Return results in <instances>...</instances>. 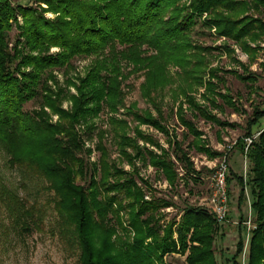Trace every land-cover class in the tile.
<instances>
[{
    "label": "trees",
    "instance_id": "trees-1",
    "mask_svg": "<svg viewBox=\"0 0 264 264\" xmlns=\"http://www.w3.org/2000/svg\"><path fill=\"white\" fill-rule=\"evenodd\" d=\"M38 1L37 7H33L0 0V147L8 155V166L16 167L26 177L44 181V187L53 194L51 202L59 216L61 230H65L64 226L74 229L81 264H159L166 252L176 250V243L171 239L173 231L177 232L180 252L185 251L187 240L191 242L187 255L189 264H218L213 246L219 223L205 208L187 207L183 209L175 230L172 229L174 220L163 229L156 211L169 204L156 199L143 201L132 179L108 183L105 179L110 174L103 171L99 180L92 176L86 186L80 185L77 178L84 175V167L77 153L82 147L74 127L86 115L97 114L102 103L112 111L121 105L122 100L118 99L121 94L118 79L121 60L131 63L133 72L145 70L150 65L155 73L153 78L158 81L165 62L183 65V57L178 59L186 50L182 33L190 26L194 15L213 14L214 17L208 20L216 25L219 34L249 48L243 38L256 41L264 34V20L250 14L251 11L264 12V0H194L190 5L192 14H173L168 19V26L163 25L166 7L179 0ZM179 9L173 11L176 13ZM45 12H51L54 17H46ZM18 15L22 24L17 21ZM14 24L18 35L9 49L8 31ZM21 42L28 51L18 47ZM144 45L155 49L158 57L140 56ZM53 46L59 50L50 53ZM105 49L109 50L108 54L104 53ZM84 54L106 57L92 63L86 75L79 79V85L67 78L66 81L72 83L80 94L75 98L73 111L60 110L61 121L52 123L43 108L24 109V104L36 96H40L46 106L56 109L65 89L56 83L52 72L62 70L64 73L72 67V57ZM241 79L250 78L241 76ZM48 80L55 81L57 91L48 86ZM142 88L145 91L146 87ZM148 99L151 100L150 95ZM152 102L158 110L154 99ZM192 107L207 119L221 124L205 107ZM134 108L132 105L128 111ZM134 116L160 131L163 129L160 120L150 116L148 109H145V115L134 113ZM261 119H264V109L256 111L249 120L246 136L254 134L253 127ZM180 120L188 133L195 137L200 135L192 122L182 117ZM118 124L121 128L125 126L121 121ZM259 132L258 140L253 141L246 152L243 140L240 145L241 153L251 164L249 176L252 178L248 188L253 198L251 209L255 224L248 241L247 264H264V124ZM145 143H153L149 135H145ZM170 144L176 152V159L183 162L187 172L198 174L178 141ZM196 145L198 150L209 153L206 147ZM166 154L163 149L162 155H158L145 147V158L147 156L150 164L163 170L167 180L174 183L177 179L175 164ZM106 160L107 154L102 148L101 164L104 167ZM233 176L242 180L240 175ZM226 181L227 184L230 182L228 175ZM110 192L114 193L109 195ZM245 197L242 186L239 205ZM125 198L133 200L126 202ZM0 201L7 206L13 222L21 224L24 230L38 226L41 220L38 207L28 205L2 181ZM127 208L131 211L126 216ZM162 229L164 233L161 235ZM236 246L232 264H239L237 258L244 249V239L240 238Z\"/></svg>",
    "mask_w": 264,
    "mask_h": 264
},
{
    "label": "rangeland",
    "instance_id": "rangeland-1",
    "mask_svg": "<svg viewBox=\"0 0 264 264\" xmlns=\"http://www.w3.org/2000/svg\"><path fill=\"white\" fill-rule=\"evenodd\" d=\"M11 1L13 4L33 7H37L39 3L38 0ZM193 1L179 0L167 6L163 20H168L173 14H192L190 5ZM42 7L45 5L42 4ZM175 8L181 9L175 13ZM44 14L48 18L54 17L51 12ZM250 14L264 20V12L251 11ZM209 17L214 15L209 16L207 12L194 15L192 23L182 33L186 50L178 59L183 57V65L165 62L159 81L153 78L155 73L150 69V65H147L145 70L133 72V65L121 60V73L118 78L121 91L118 99L122 100L121 105L117 106L116 111H112L102 103L97 114H88L75 124L74 130L82 147V151L77 155L83 160L84 167V175L78 176L77 181L86 186L92 176L99 180L103 171L110 174L105 179L108 183L130 178L139 189L143 201L156 199L169 204L156 212L161 217L160 225L163 229L168 228L174 220L172 229L175 230L183 209L187 207H203L213 213L209 205L212 178L215 170L225 162L230 179L227 184L228 214L226 221L218 225L213 247L218 264H232L238 240L244 239L245 236L240 218L247 216L248 200L252 203L253 199L248 188L252 178L249 176L251 164L247 158L245 163V154L241 153L240 145L243 140L246 152L253 141L258 140L259 130L264 124V119H261L253 127L254 134L246 136L249 120L256 111L264 109V34L256 41L243 38L249 44V48H245V45L235 39L219 34L216 25L208 20ZM165 20L163 25L168 26L170 21ZM17 21L23 23L20 15L17 16ZM8 35V48L12 49L18 35L15 24L8 31ZM19 37L20 41H23V38ZM18 47L28 51L22 42ZM58 50L53 46L49 52ZM104 53L108 54L109 50L105 49ZM97 55L74 56L71 59V68H67L64 73L62 70L52 72L56 83L65 89L56 109L43 104L40 96L26 102L24 109L41 107L50 122L59 123L60 110L73 111L75 98L80 96L73 84L66 81L67 78L79 85V79L86 75L92 63L96 59L106 57ZM139 55L145 58L158 57L155 49L145 45L141 46ZM154 68H157L156 64ZM241 76L250 79L242 80ZM47 84L57 91L54 80H48ZM142 86L146 87L145 91ZM149 95L151 100L148 99ZM153 99L159 106L158 110L154 108ZM132 105L134 110L128 111ZM194 105L205 107L221 124L207 119L192 107ZM145 109L149 110L150 116L160 120L163 126L161 131L135 118L134 113L145 115ZM180 117L192 122L200 135L195 137L188 133ZM117 120L125 123V126L118 127ZM145 135H149L154 145L145 143ZM174 141H178L198 174L187 172L183 162L176 159V152L170 144ZM196 144L206 147L209 153L198 150ZM145 147L158 155H162V149L167 152L166 156L175 164L177 179L174 183L167 180L163 170L151 165L147 156L145 158ZM102 148L107 154L106 167L101 164ZM7 159L8 155L0 147V181L16 191L28 205L35 204L33 206L38 207L41 220L38 226H30L29 230H24L21 224L13 222L7 206L0 201V264H81V251L74 229L72 226H64L65 230H61L59 216L51 202L52 192L44 187V181L26 177L16 167L10 168ZM233 175L242 176V180H237ZM242 186L248 197L239 205L238 198ZM112 193L114 192L109 195ZM131 200L133 199L125 198L124 201ZM125 211L127 216L131 209L127 208ZM142 218L145 217L142 215ZM252 220L254 221V216ZM163 229L161 235L164 233ZM190 234L189 232L187 238ZM131 237H134V232H131ZM171 239L176 243V250L166 252L159 264H189L187 255L191 242L187 240L185 251L180 252L176 231H173ZM242 257L240 254L237 258L239 264H243ZM244 264H247V254Z\"/></svg>",
    "mask_w": 264,
    "mask_h": 264
},
{
    "label": "built area",
    "instance_id": "built-area-1",
    "mask_svg": "<svg viewBox=\"0 0 264 264\" xmlns=\"http://www.w3.org/2000/svg\"><path fill=\"white\" fill-rule=\"evenodd\" d=\"M246 140L250 142L249 138H247ZM244 157H245L244 160L246 163V156ZM244 168L246 169V165L244 166ZM227 169H228L227 164L225 162L221 163V165L215 170L213 174V178H212L213 180L212 193L209 199V205H210L211 211L215 215L219 224L226 221L227 214H228L229 193H228V187H227V181H226ZM245 195L246 197H248L247 191ZM248 204H249L248 206L249 209H248L247 216L244 217L242 221V224L245 229V236H244L245 246L241 253L243 255L242 257L243 264L245 263V255L247 252V246H248V241L250 238V233H251V230L255 228L254 221L252 220L253 215L251 212V203L249 202V200H248Z\"/></svg>",
    "mask_w": 264,
    "mask_h": 264
}]
</instances>
